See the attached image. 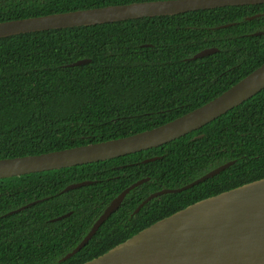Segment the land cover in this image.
<instances>
[{"label":"trees","instance_id":"trees-1","mask_svg":"<svg viewBox=\"0 0 264 264\" xmlns=\"http://www.w3.org/2000/svg\"><path fill=\"white\" fill-rule=\"evenodd\" d=\"M150 1L159 0H0V23ZM257 14L263 16L246 21ZM227 24L235 25L216 29ZM259 32L263 34L253 35ZM207 48L219 52L191 60ZM83 59L90 62L70 66ZM263 63L264 4L0 39V159L153 129L208 103ZM149 158L158 159L144 164ZM231 161H236L233 166L203 183L153 199L144 209L158 201L175 204L168 212L152 209L156 216L134 233L201 199L264 178V89L201 129L160 147L0 180V264L92 260L131 234L104 243L102 227L91 242L92 250L59 262L66 255L56 249L65 228L71 231L75 223L98 216L141 179L150 178L126 196L123 205L129 210L153 192L182 188ZM84 181L94 183L63 192L68 185ZM68 212L72 214L67 218L52 221ZM117 215H124V210L113 217Z\"/></svg>","mask_w":264,"mask_h":264},{"label":"water","instance_id":"water-1","mask_svg":"<svg viewBox=\"0 0 264 264\" xmlns=\"http://www.w3.org/2000/svg\"><path fill=\"white\" fill-rule=\"evenodd\" d=\"M261 4H264V0H159L112 5L1 22L0 39L32 32ZM262 16L257 14L246 18V21ZM233 25L235 24L222 25L216 29H225ZM261 34L263 33L253 35ZM218 52V48H207L195 54L191 60L205 58ZM89 62V59H83L70 66L85 65ZM263 89L264 63L203 106L153 129L128 137L40 155L0 159V180L104 162L160 147L201 129ZM157 159L149 158L143 163ZM235 162H228L182 188L163 189L151 194L135 213L152 199L188 190L220 174ZM149 180L150 178L141 179L115 197L87 237L71 253L63 257L61 262L76 255L120 207L126 196ZM93 183L84 181L70 184L63 192ZM32 204L34 203L11 211L8 215L21 212ZM69 215L58 217L53 222ZM83 264H264V178L191 204Z\"/></svg>","mask_w":264,"mask_h":264},{"label":"flooded vegetation","instance_id":"flooded-vegetation-1","mask_svg":"<svg viewBox=\"0 0 264 264\" xmlns=\"http://www.w3.org/2000/svg\"><path fill=\"white\" fill-rule=\"evenodd\" d=\"M216 169V168H215ZM213 169V170H215ZM211 170V171H213ZM209 171V172H211ZM208 172V173H209ZM207 174V173H206ZM205 174V175H206ZM219 175V174H218ZM217 176V175H216ZM203 177V176H201ZM200 177V178H201ZM215 177V176H214ZM199 179V178H198ZM69 186V185H68ZM159 192V191H158ZM156 193V192H153ZM151 193V194H153ZM150 194V195H151ZM149 195V196H150ZM148 196V197H149ZM117 197V196H116ZM147 197V198H148ZM145 198L144 200H142V202H140V204L138 206H136L133 210H129L126 206L123 205V203L120 205V207L100 226L99 229H101L102 227L105 229V231L102 233L101 236H103V238L105 240H102L104 243H108V242H116L117 239H122L125 238L126 236H128L129 234L130 237L137 234L138 232L142 231L143 229L151 226L152 224H149L147 227L142 228L140 231L136 232L138 229H140L141 227H143L145 224L149 223L154 216H156V214H152L151 211L152 209L155 211V213H162V212H168L171 209H173V204H175L173 201L168 200L166 202H168V204H166V202H162V201H158L155 205H153V207L149 206L146 209H144V207H146L149 203H147L146 205H144V207H142V209H144L142 211V209L138 212L135 213L136 209L147 199ZM114 199V198H113ZM112 199V200H113ZM111 200V201H112ZM202 200V199H201ZM110 201V202H111ZM110 202L108 203V205L110 204ZM124 202V201H123ZM105 206V208L102 210V212L98 215L93 217L91 220H83L80 221L79 223H75L77 226H74L72 228V230H68L67 228H65V231L62 232L60 234L61 237V241L59 242V245H57V250L65 252L66 255L71 253L77 246H79L82 241L87 237V235L90 233V231L92 230L94 224L97 222V220L100 218V216L103 214V212L105 211V209L108 207ZM191 205V204H190ZM189 206V205H188ZM187 207V206H186ZM185 207V208H186ZM124 210V215H117L116 217H113V215L118 211V210ZM184 209V208H183ZM182 210V209H181ZM142 211V214H139ZM67 214H72V212H68ZM64 214V215H67ZM62 215V216H64ZM69 215V216H70ZM128 216V217H127ZM67 218V217H66ZM113 218V219H112ZM56 219V218H55ZM54 220V219H53ZM52 220V221H53ZM63 220V219H62ZM51 221V222H52ZM156 223V222H155ZM80 228V229H79ZM98 229V230H99ZM98 232V231H97ZM97 232L95 233V235L85 244V246L81 249V250H92L93 246L91 244L92 240L94 239L95 236H97ZM129 237V238H130ZM127 238V239H129ZM127 239L123 240L122 242L126 241ZM120 240H117V242ZM120 242V243H122ZM118 243V244H120ZM118 244H116L115 246H117ZM94 245V244H93ZM95 246V245H94ZM113 246V247H115ZM96 247V246H95ZM112 247V248H113ZM100 248V247H99ZM99 248H95V250H98ZM111 248V249H112ZM80 250V251H81ZM110 250V249H109ZM108 250V251H109ZM65 255V256H66ZM63 256V257H65ZM62 257V258H63ZM61 258V259H62ZM61 259L59 260V262H61Z\"/></svg>","mask_w":264,"mask_h":264}]
</instances>
